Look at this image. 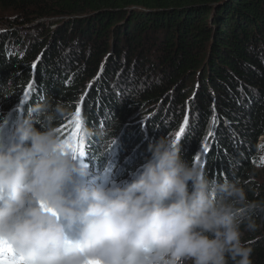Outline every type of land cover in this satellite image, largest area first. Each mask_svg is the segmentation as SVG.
I'll return each mask as SVG.
<instances>
[{
  "label": "trees",
  "instance_id": "1",
  "mask_svg": "<svg viewBox=\"0 0 264 264\" xmlns=\"http://www.w3.org/2000/svg\"><path fill=\"white\" fill-rule=\"evenodd\" d=\"M0 11L15 16L10 30L15 35L0 40V86L6 94L13 92L0 93V130L23 118L41 96L62 101L73 112L84 96L87 125L110 129L116 123L112 135L125 138V148L137 143L142 159H124L116 144L99 156L100 145L90 142L85 143L83 163L95 165L98 174L106 163L132 173L136 169L131 163L140 166L150 156L149 145L158 141L156 129L174 117L171 130L176 131L187 114L186 141H179L182 157L192 163L200 154L203 165L208 162L210 179H238L249 190V199L264 198V181L250 176L257 168L258 140L264 139V0H0ZM15 28L22 29L23 38ZM31 32L36 35L32 42ZM20 46L24 50L17 55ZM42 52L40 68L33 71L31 65ZM101 65L99 79L107 76L109 81L110 74L115 78L119 69L127 68L126 80L119 75L110 91L105 78L100 88H89ZM30 78L35 84L25 97ZM188 85L193 86L189 100ZM128 90L132 97H124ZM138 103L153 106L146 116L158 118L153 128L147 127L148 119L141 127L129 122ZM107 116H112V125H106ZM69 121L59 125L65 138ZM210 128L212 143L203 153L200 147ZM256 222L254 239L247 242L253 264H264V216Z\"/></svg>",
  "mask_w": 264,
  "mask_h": 264
},
{
  "label": "clouds",
  "instance_id": "2",
  "mask_svg": "<svg viewBox=\"0 0 264 264\" xmlns=\"http://www.w3.org/2000/svg\"><path fill=\"white\" fill-rule=\"evenodd\" d=\"M73 113L41 96L0 139V237L19 256L29 264H253L243 236L257 230L264 198L249 199L238 179H210L169 134L149 145L130 182L111 181L112 164L86 179L88 166L63 147L59 128ZM114 126L91 128L82 117L80 135L103 156L117 143Z\"/></svg>",
  "mask_w": 264,
  "mask_h": 264
},
{
  "label": "rangeland",
  "instance_id": "3",
  "mask_svg": "<svg viewBox=\"0 0 264 264\" xmlns=\"http://www.w3.org/2000/svg\"><path fill=\"white\" fill-rule=\"evenodd\" d=\"M15 16L10 14V13H7V12H3V11H0V40H6L7 37L6 35L10 38V37H13L15 34L12 35V33H10V30L13 28L12 27V19L14 18ZM53 25V24H52ZM39 28V27H38ZM13 30V29H12ZM17 30V33H18V36L20 38H23V35H22V29L20 28H15L14 31ZM35 32V31H34ZM34 32H31L29 33L31 35V37L29 38V40L32 42V40L35 38V34ZM5 34V36H3ZM17 35V34H16ZM17 37V36H15ZM38 40V39H37ZM23 50H24V47L20 46V48L17 50V55H20V53H23ZM40 63H41V60L39 61V64H38V69L40 68ZM149 64L148 63L145 67L148 68L149 67ZM38 69L36 70V72L38 71ZM126 70L127 68L123 69V71L121 72V69H119L116 73H115V78H114V75L110 74V78L111 80L108 81V79H106L107 76L103 77L105 78L106 81H108L107 84H110V89L109 91L112 89V88H115L117 87L116 86V81H117V77L119 75H121V78L125 77L126 76ZM134 73V72H133ZM135 74V73H134ZM136 75V74H135ZM103 78L97 80L93 86L95 87H99L100 88V85L99 83L103 80ZM125 79V78H124ZM132 79H134V77H132ZM126 80V79H125ZM135 81H136V78H135ZM33 83V85L35 84V79H32L30 78L29 82L27 83V86L29 83ZM187 82V81H185ZM184 83V82H183ZM183 88V87H182ZM193 88V86L191 85H188V88L185 90V93H186V96H188V100L191 98V93L193 91H191V93L189 92V89ZM137 89V86L133 89L130 90V93H134ZM200 88H197L196 90H199ZM104 92V90H103ZM129 93V90L126 91V93L124 94V97L125 95L126 96H130L132 97V95ZM124 97H122V100H124ZM139 105L136 106V112L132 115L131 119H130V123H136L139 125V127H141L143 125V123L145 122V119H148L146 118L147 115V112H151V109L153 108L152 107H149V108H143L141 107V104L143 103H138ZM17 110V108H15ZM15 109L13 111H15ZM158 112H159V115L158 116H162L164 114V109L161 108L160 106L158 107ZM102 114L104 115V113L102 112ZM158 116H155V117H158ZM194 115H190V119L193 117ZM106 125H112L113 124V121H112V116H107L106 117ZM177 119L174 118V117H171L170 120L168 121V123L166 124V127L164 126H160L156 129V133H155V139L157 138L158 140L161 138V137H166L168 134L169 135H172L174 136L175 138V133L178 131H173L171 130V128L174 126V124L176 123ZM183 121V120H182ZM182 121L180 122V125L182 123ZM158 122V118H153L151 121L148 119V123H147V127H150V128H153L152 126H154V124H157ZM116 124V123H114ZM180 127V126H179ZM178 127V129H179ZM6 132H4V134L6 135ZM4 135V136H5ZM117 137V143L116 145L118 146L119 148V153L121 154H124V159L128 160V159H131L132 156L134 155H139V158H141L140 156V152L142 151L141 147H138L137 143L135 146H133L132 148H130L129 146L125 148V138H122V136H119V135H116ZM186 137H187V134L183 135V137L180 139V142L181 144H183L185 141H186ZM122 138V139H121ZM147 142V140H146ZM212 143V139H209L207 140V144H211ZM258 144H260L257 149H256V153H257V156H258V160H257V168L253 170V173L250 174V176L253 178H256V180H258L259 182L260 181H264V164H261L260 163V159L261 157H264V139H259L258 140ZM115 145V144H114ZM204 145V142L202 143L201 147H200V150L202 149ZM262 145V147H261ZM101 147V146H100ZM258 148H260V150H258ZM102 149V147H101ZM103 150V149H102ZM199 150V151H200ZM215 150V147H213L212 151L206 155V160L208 161L209 157H211L212 155V152ZM134 151V152H133ZM249 152V151H248ZM137 157V156H136ZM81 158L78 157L77 155V160L80 161ZM142 159V158H141ZM123 163V161L121 160L120 161V165ZM131 165H133L135 167V169L137 168H140L141 165L139 166V164H137V162H133L131 163ZM208 166V162L207 164L204 166V169L207 168ZM111 169V172L109 174V179L111 181H114L115 183L117 184H122L123 182H130L133 178L131 176V173L130 172H127L126 175H120L116 170L113 169V167H109ZM132 168V167H131ZM91 170V169H90ZM88 177L86 179H92L93 177H97L99 176V174L97 173H93L92 171H89L88 169ZM213 175V173L211 174ZM97 182H99V180H97ZM256 231L254 232H245L244 233V236H243V239L245 241H249V239H254L252 236H254ZM70 235H75V230H73ZM256 236V235H255Z\"/></svg>",
  "mask_w": 264,
  "mask_h": 264
},
{
  "label": "snow or ice",
  "instance_id": "4",
  "mask_svg": "<svg viewBox=\"0 0 264 264\" xmlns=\"http://www.w3.org/2000/svg\"><path fill=\"white\" fill-rule=\"evenodd\" d=\"M44 53L42 52L40 56L37 57V59L32 63L31 68L33 71L38 69V64L40 61L41 56H43ZM103 65H101L100 72L97 73L96 77H94V80H98L100 78V73L103 71ZM93 86L92 82H89L88 87L91 88ZM33 89V83H29L27 86V89L25 91V97H28ZM87 93H85V96ZM195 93H193V96ZM23 102V100H22ZM84 102V96L80 98V103H77L75 111L73 113V118L69 121V124L72 126L69 134L65 138L63 147L67 148L68 150L72 151L73 153H78L80 155H84V148L85 143L80 135V127H81V118H82V103ZM213 113L214 115L211 118V124L215 125L217 123V116L215 115V108L213 107ZM189 125V117L186 114L184 121L181 123L178 131L175 133V140L174 142H179L182 138L183 134L186 131L187 126ZM213 136V132L211 128L209 129L206 137H205V143L201 149L203 153L208 152V144L207 140L211 139ZM195 163L201 164L203 167V163L201 160L200 154H197V156L194 159ZM260 163L264 164V157H261ZM42 209H44V205L41 204ZM46 211H51L50 209H44ZM0 258L3 259L4 264H29L27 260H25L22 256H19L15 250L12 248V246L2 237H0ZM85 264H102V262L98 259H89L85 261Z\"/></svg>",
  "mask_w": 264,
  "mask_h": 264
},
{
  "label": "bare ground",
  "instance_id": "5",
  "mask_svg": "<svg viewBox=\"0 0 264 264\" xmlns=\"http://www.w3.org/2000/svg\"><path fill=\"white\" fill-rule=\"evenodd\" d=\"M4 120H6L7 123H8L9 121H11V120H9V114H8V116L4 117ZM78 157L81 158L80 161L84 162L83 155H82V156H81V155H78ZM94 161H95V160H92L91 162L94 163ZM108 164H109V163H106V165H108ZM112 167H113V165H112ZM88 169H89V171H92L93 173H97V174H98V168H97L95 165H92L91 167H88ZM90 169H91V170H90ZM113 169L116 170V171H118L117 168H115V167H113ZM100 172H101V171H100ZM97 177H98V176H97Z\"/></svg>",
  "mask_w": 264,
  "mask_h": 264
}]
</instances>
